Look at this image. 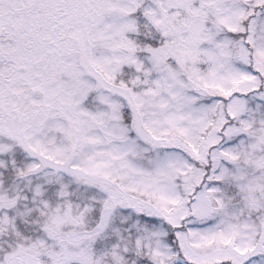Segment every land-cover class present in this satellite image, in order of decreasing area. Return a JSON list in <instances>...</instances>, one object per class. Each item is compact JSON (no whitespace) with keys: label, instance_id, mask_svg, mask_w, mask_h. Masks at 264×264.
<instances>
[{"label":"snow or ice","instance_id":"snow-or-ice-1","mask_svg":"<svg viewBox=\"0 0 264 264\" xmlns=\"http://www.w3.org/2000/svg\"><path fill=\"white\" fill-rule=\"evenodd\" d=\"M0 264H264V0H0Z\"/></svg>","mask_w":264,"mask_h":264}]
</instances>
